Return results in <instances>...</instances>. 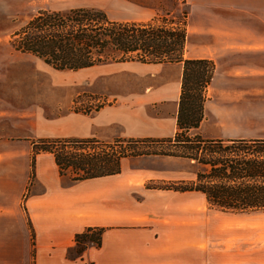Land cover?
<instances>
[{"label":"crops","instance_id":"crops-1","mask_svg":"<svg viewBox=\"0 0 264 264\" xmlns=\"http://www.w3.org/2000/svg\"><path fill=\"white\" fill-rule=\"evenodd\" d=\"M187 28L185 57L216 66L204 118L189 132L206 139H264V0H192ZM142 64L150 67L142 74H150L140 77L131 97L87 114L69 108L48 117L37 107L15 124L24 134L0 133V264H213L205 239L221 231L187 225L189 214L203 216L205 195L148 188L147 182L171 179L162 169L121 168L74 181L60 173L52 153L40 152L31 175L38 139L174 137L184 66ZM95 226L106 228L102 245L70 258L76 234Z\"/></svg>","mask_w":264,"mask_h":264},{"label":"trees","instance_id":"trees-1","mask_svg":"<svg viewBox=\"0 0 264 264\" xmlns=\"http://www.w3.org/2000/svg\"><path fill=\"white\" fill-rule=\"evenodd\" d=\"M187 17L161 24L112 20L100 9L42 10L11 34L15 51L33 55L56 70H80L107 63H182V91L174 137L154 139L57 138L33 141L32 177L40 152L54 155L61 174L74 181L121 172L129 156L163 155L194 161L199 168L191 182L147 187L196 191L222 212L264 213V139H206L189 134L204 118L207 87L215 63L186 58ZM97 107L94 110H98ZM151 145L148 149L139 144ZM105 227H88L75 236L70 258L81 257L90 246L102 245Z\"/></svg>","mask_w":264,"mask_h":264},{"label":"rangeland","instance_id":"rangeland-1","mask_svg":"<svg viewBox=\"0 0 264 264\" xmlns=\"http://www.w3.org/2000/svg\"><path fill=\"white\" fill-rule=\"evenodd\" d=\"M191 3L192 0L186 3L176 0H0V133L24 134L15 124L27 119L26 114L37 107L48 117L69 108L87 114L122 96L131 97L141 87L140 77L150 74L147 71L142 74L150 67L140 62H112L77 71L56 70L37 57L12 52L8 43L11 34L33 15L47 9L68 11L90 7L103 10L112 20L161 24L176 20L183 12L189 13ZM117 139L129 138L99 140L114 142ZM138 146L151 147L147 143ZM122 168L162 169L171 178L168 182L150 181L147 186L176 183L174 178L179 176L182 178L179 184L191 182L199 166L181 157L138 155L124 158ZM191 196L199 198L200 195ZM195 215L194 212L188 216L189 229L195 228L198 222L203 223L205 232L221 231L219 237L210 235L205 239L213 264H264V213L222 212L204 201L203 216ZM223 230L233 232L228 235Z\"/></svg>","mask_w":264,"mask_h":264},{"label":"built area","instance_id":"built-area-1","mask_svg":"<svg viewBox=\"0 0 264 264\" xmlns=\"http://www.w3.org/2000/svg\"><path fill=\"white\" fill-rule=\"evenodd\" d=\"M176 1H178V2H180V3H186V2H188L189 0H176Z\"/></svg>","mask_w":264,"mask_h":264}]
</instances>
